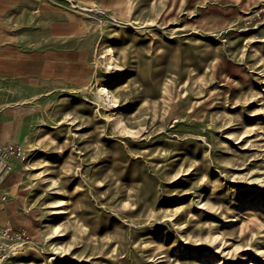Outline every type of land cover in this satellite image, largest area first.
Returning <instances> with one entry per match:
<instances>
[{
    "label": "rangeland",
    "instance_id": "374dc122",
    "mask_svg": "<svg viewBox=\"0 0 264 264\" xmlns=\"http://www.w3.org/2000/svg\"><path fill=\"white\" fill-rule=\"evenodd\" d=\"M0 1V264H264V0Z\"/></svg>",
    "mask_w": 264,
    "mask_h": 264
},
{
    "label": "built area",
    "instance_id": "2783aa9c",
    "mask_svg": "<svg viewBox=\"0 0 264 264\" xmlns=\"http://www.w3.org/2000/svg\"><path fill=\"white\" fill-rule=\"evenodd\" d=\"M8 173V166L6 161L3 160V156L0 153V183L4 180ZM8 232V229H2L1 234L4 236Z\"/></svg>",
    "mask_w": 264,
    "mask_h": 264
},
{
    "label": "bare ground",
    "instance_id": "6f19581e",
    "mask_svg": "<svg viewBox=\"0 0 264 264\" xmlns=\"http://www.w3.org/2000/svg\"><path fill=\"white\" fill-rule=\"evenodd\" d=\"M109 48H110V47H109ZM110 52H111V50H110ZM111 54H112V53H111ZM109 57H110V56H109ZM110 58L112 59V56H111ZM113 58H114V57H113ZM114 59H115V58H114ZM115 60H116V59H115ZM107 61H109V60L107 59ZM108 67H109V66H108ZM112 67H113V66H112ZM114 67H116V66H114ZM108 69H110V67H109ZM111 69H112V68H111ZM101 89H102V90H101L102 93H103V91H104V92H107V88L104 87V88H101ZM99 91H100V89H99ZM108 93H109V92H108ZM100 94H101V93H100ZM103 94H104V93H103ZM104 98H105V97H104ZM113 103H114V102H113ZM111 105H112V104H111Z\"/></svg>",
    "mask_w": 264,
    "mask_h": 264
},
{
    "label": "crops",
    "instance_id": "0c3cea01",
    "mask_svg": "<svg viewBox=\"0 0 264 264\" xmlns=\"http://www.w3.org/2000/svg\"><path fill=\"white\" fill-rule=\"evenodd\" d=\"M1 2V1H0Z\"/></svg>",
    "mask_w": 264,
    "mask_h": 264
}]
</instances>
